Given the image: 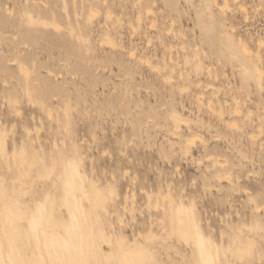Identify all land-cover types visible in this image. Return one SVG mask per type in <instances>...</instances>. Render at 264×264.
<instances>
[{
	"label": "rangeland",
	"instance_id": "obj_1",
	"mask_svg": "<svg viewBox=\"0 0 264 264\" xmlns=\"http://www.w3.org/2000/svg\"><path fill=\"white\" fill-rule=\"evenodd\" d=\"M261 38L264 0H0V128L10 151L37 159L20 196L12 193L18 166L0 151V188L11 210L23 212L21 235L52 194L48 234L68 239L74 214L65 186L80 172L85 187L93 177L114 191L98 211L96 227L114 236L102 243L103 264L119 236L124 247L136 239L152 251L145 264L200 262L197 243L170 233L162 208L171 193L178 209L193 200L217 244L245 248L248 264H264V70L259 84L254 56L264 68ZM53 162L51 175L39 177ZM64 168L69 176L59 177ZM12 195L17 201L8 202ZM78 203L87 209L83 195ZM147 229L160 238L144 240ZM17 250L27 258L22 240Z\"/></svg>",
	"mask_w": 264,
	"mask_h": 264
},
{
	"label": "bare ground",
	"instance_id": "obj_2",
	"mask_svg": "<svg viewBox=\"0 0 264 264\" xmlns=\"http://www.w3.org/2000/svg\"><path fill=\"white\" fill-rule=\"evenodd\" d=\"M92 15L94 17L93 12H91V16ZM95 15H96V13H95ZM89 19H90V17H89ZM91 19H92V17H91ZM29 24L33 25V26L41 24V26L44 25V27L45 26L51 27L52 29H54L56 31L61 29V26L56 21L49 22V23L44 22V21L41 22V21L34 19L33 17H29ZM71 34H73V32H71ZM109 38L108 39L105 38V42L107 41L109 43H113L112 39L111 38L109 39ZM262 42H263V39L261 38L259 40V43L261 44ZM263 44H261L262 47H263ZM258 51H260V50L258 49ZM254 56H255L258 64H259V66L256 68V74H257V78H258V83L261 84V79H262V75H263L262 70H264V68L262 66V62H261L263 59H261L262 57H261L259 52L255 53ZM139 59L142 60L141 57ZM143 59H144V57H143ZM148 60H146V61L149 62ZM12 62L14 64L16 63L15 60H13ZM198 66L199 67L201 66L200 62L198 64ZM156 67H158V70H161V69H159V67L161 68V66L158 65ZM164 67H165V65H164ZM20 70L25 72L26 77L29 76V70L27 69L26 66L21 65ZM164 70H166V67L164 68ZM162 76L164 78V80H163L164 82L165 81L170 82L172 80V74H169L168 72H164ZM181 87L182 86H179V88H180L179 90L182 92L184 89ZM215 89H217V88H215ZM197 97H198L197 99L199 101L203 100V97L201 98L200 95H198ZM211 103L212 102H209L210 107H212ZM199 104H201V103H199ZM221 106H222V104H221ZM208 109H209V107H208ZM220 110H221V108H220ZM235 112H239L238 106H236ZM175 119L181 120L178 117H175ZM231 120H233V119H231ZM225 123H227V122H225ZM227 124L234 125L231 121H228ZM259 125H261V124H259ZM236 126H238V125H236ZM252 141H253V139H252ZM189 142H190V139L187 140V143H189ZM193 143H194V141L192 142V144ZM0 151H1L2 155L4 156L6 165H7V161H9L10 159H13L15 165L18 166L19 175L15 178L14 183L17 180V182L19 183V188L14 185L13 189H12V193L15 194L17 192V190L19 189L20 190V196L25 195V193H26V190L24 188L25 179L29 175V171L31 170L32 166L37 161L36 156L32 157L34 159L31 161V160H27L22 152H21V154L18 153L15 148L12 151H10L8 148L7 131H6L5 127H3V126H2V128H0ZM187 151H188V148H187ZM216 160L218 161V159H216ZM225 160H224V162H226ZM216 163L219 164V162H216ZM54 167H55V163L53 162L51 164V168H50L49 172H47V174L39 173V177H44V176L49 177L51 175V173L53 172ZM44 168H46V167H44ZM215 175L217 176L218 174H215ZM222 175H223V173H222ZM230 175H231V172H230ZM62 176H69V173L66 170V168H64V170H62L61 175H59V177H62ZM224 176L225 175H223V177ZM226 176L230 177L229 175H226ZM69 179L70 180L67 181L66 186H65V192H66V195L68 196V202H67L66 206L68 209H73L74 229H71L69 231L68 239L66 241H62V238H60L59 240H54L48 234L49 226L50 225L53 226V223L55 222V220L52 218V214H51V211L53 209V202H54V197L52 194L47 196V199L45 201V206L40 210V214L38 217L39 222L33 223L30 229H23V235H21L22 232L19 231L17 222L19 220L24 219L23 212L21 210H19L18 208H16V213L11 210L10 206L7 203V198L4 197V193H5L4 189L5 188H3V189L0 188V202H1V204H0V238L2 241V249L0 251V264H103L105 262V260H103L104 254L102 251V243L103 242L104 243L111 242L114 236L112 233H107L103 229L99 230L96 227V225L100 221L98 211H100V210L107 211V204H106V201L108 199L107 194L108 193L113 194L114 191L109 186H102L98 182V180L93 178V177H91L89 179V183H88L87 187H85L84 186L85 179L80 172L72 173L69 176ZM150 193H151V191H150ZM150 193H149V195H151ZM132 194H134V193H132ZM82 195L84 198H86V200L88 202V204L86 206L87 209L84 210L83 208H85V207L82 206L81 203H78V208H73V206H75V204H76V201H78ZM167 195L168 194H165L166 198H167ZM169 195H170V199L168 198V200H169L167 203L168 206H165L164 204H160V206L164 205L163 208L161 207L162 210L164 211V213H167V212L169 213V216H170L169 217L170 233H175L176 237L183 239L186 243H188L191 240L193 241L194 244L197 243L198 251L200 254V262H198V264H233L235 262H237V263L240 262V264H248V262H246L245 257L242 256V255H244L243 250H245V248L243 249V248L237 247L236 245H232V244L230 245L229 243H227L228 245H225V244H222L223 242L219 245L215 242L212 235H206L204 233L202 226H201L200 218L198 217V213L195 212L196 211V209H195L196 205L193 202V200L191 202V208L190 209H186L184 207H180V209H178L177 204H176V200L173 197L172 193ZM156 197L159 200V197L157 195H156ZM162 197H163V195H162ZM151 199H152V196H151ZM9 200L17 201V199H14L13 195L8 198V202H9ZM132 200H133V202H132ZM132 200H131V202L134 203V199H132ZM149 200H150V197H149ZM155 200L156 199H154V203H155ZM163 201L161 199V202H163ZM151 205H152V207L150 205L149 206L151 208H153L155 204L154 205L151 204ZM157 205H159V202ZM157 205H156V207H157ZM126 207L128 208V206H126ZM124 208H125V206H124ZM131 209H133V208H131ZM134 210H135V208H134ZM157 219L159 221H161L160 222L161 224H164V222H165L164 218L159 216ZM191 229H193V230H191ZM138 234H139V236L142 235L141 232H139ZM143 234H145V232ZM208 234H209V232H208ZM223 235H225V234H223ZM196 236H198V238H196ZM141 237L144 240L147 239V240H150V242H155L157 240V238H160V235H158V233H156L155 231L150 229L147 231V233L145 235H143ZM220 237L222 238V236H220ZM88 239H89V244H88ZM196 239H198V241H196ZM19 240H22L24 242L25 246L27 247V249L29 250L27 258L20 255V253L17 250V242ZM220 241H223V240H220ZM116 242L118 243L119 248L112 253V256H113L112 259L109 262L107 261L105 264H145L143 256H153L152 251L147 250L145 248V246L142 245V243L136 242V239H135L133 244L128 245L127 247L123 246L124 242H125V238H123V236L117 237ZM148 243H149V241H148ZM6 251H7V255H6ZM228 251L229 252L231 251V253L229 254L230 256L227 254ZM231 254L234 256H231ZM221 255H223V256H221ZM91 257H92V259H94V263L90 262Z\"/></svg>",
	"mask_w": 264,
	"mask_h": 264
}]
</instances>
